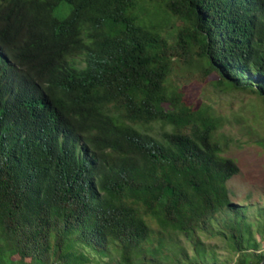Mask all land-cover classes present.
Wrapping results in <instances>:
<instances>
[{"label":"trees","instance_id":"trees-1","mask_svg":"<svg viewBox=\"0 0 264 264\" xmlns=\"http://www.w3.org/2000/svg\"><path fill=\"white\" fill-rule=\"evenodd\" d=\"M183 72L264 102V0H0V264L262 262Z\"/></svg>","mask_w":264,"mask_h":264},{"label":"rangeland","instance_id":"rangeland-1","mask_svg":"<svg viewBox=\"0 0 264 264\" xmlns=\"http://www.w3.org/2000/svg\"><path fill=\"white\" fill-rule=\"evenodd\" d=\"M70 5L62 3L54 10L57 17L68 14ZM182 73L183 91L188 101L210 104L214 113L221 116L222 125L217 130L220 153L233 158L239 171L227 181L230 200L244 205L249 210V219L257 220L258 211L264 205V102L259 95L231 89H220L211 82L217 75L210 73L206 78L201 74ZM213 80V81H212ZM257 223V224H258ZM260 226V224H259ZM260 238L264 249L263 235ZM210 242L218 243V258L223 260L231 254L221 247L217 239ZM234 260V259H233ZM232 264V263H229Z\"/></svg>","mask_w":264,"mask_h":264},{"label":"water","instance_id":"water-1","mask_svg":"<svg viewBox=\"0 0 264 264\" xmlns=\"http://www.w3.org/2000/svg\"><path fill=\"white\" fill-rule=\"evenodd\" d=\"M259 264H264V259H263L262 262H260Z\"/></svg>","mask_w":264,"mask_h":264}]
</instances>
